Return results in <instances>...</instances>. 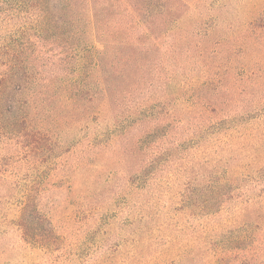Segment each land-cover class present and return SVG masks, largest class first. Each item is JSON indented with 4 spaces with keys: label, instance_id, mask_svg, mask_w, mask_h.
<instances>
[{
    "label": "trees",
    "instance_id": "1",
    "mask_svg": "<svg viewBox=\"0 0 264 264\" xmlns=\"http://www.w3.org/2000/svg\"><path fill=\"white\" fill-rule=\"evenodd\" d=\"M82 141L124 171L128 233L85 262L43 207ZM13 212L55 264H264V0H0Z\"/></svg>",
    "mask_w": 264,
    "mask_h": 264
},
{
    "label": "rangeland",
    "instance_id": "2",
    "mask_svg": "<svg viewBox=\"0 0 264 264\" xmlns=\"http://www.w3.org/2000/svg\"><path fill=\"white\" fill-rule=\"evenodd\" d=\"M91 151L82 141L62 157L55 185L43 198V207L57 230L83 262L89 257L93 261L103 252L116 255L121 241L128 238L126 230L120 232L126 213L116 203L125 173L116 164L106 165L112 162L106 154L98 158ZM101 214L106 222L94 227ZM15 217V212L7 217L0 214V264H55V258L23 241L20 229L12 222ZM124 258L126 251L115 256L113 264Z\"/></svg>",
    "mask_w": 264,
    "mask_h": 264
}]
</instances>
